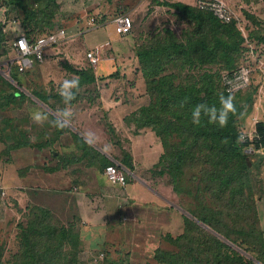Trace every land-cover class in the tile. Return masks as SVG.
Here are the masks:
<instances>
[{
	"label": "trees",
	"instance_id": "16d2710c",
	"mask_svg": "<svg viewBox=\"0 0 264 264\" xmlns=\"http://www.w3.org/2000/svg\"><path fill=\"white\" fill-rule=\"evenodd\" d=\"M5 2L22 9L23 22L30 19H36L35 23L41 19L46 21L57 9L56 0H36L39 5L34 10L28 9L24 0ZM156 2L174 8L177 18L185 20L188 27L180 36L169 28H162L134 46L150 99L126 116L125 121L134 124V131L150 127L159 137L162 154L158 164H165L173 182L177 180L176 191L182 190L178 185L185 176V167L196 168L192 178L198 182L195 187L187 188V193L197 201L196 206L193 209L180 206L185 211L183 230L176 236H164L174 249L156 248L153 259L166 264H260L264 261V233L250 176L251 164L246 158V152L255 153L256 149H252L251 142L240 141L236 117L242 107L237 95L231 96L225 86L218 83V70L238 68L250 42H264V32L257 28L262 27L263 22L244 11L250 22L244 35L236 19L222 22L210 11L182 2ZM3 42L0 31V48ZM176 64L179 65L176 71L167 69ZM214 66L215 73H212ZM190 67L199 70L189 74ZM183 70L184 76L179 78ZM18 72L12 69L10 76L16 80ZM77 73L78 86L91 84L94 80L91 70ZM34 95L46 100V95L40 91L34 90ZM225 101H230L231 107ZM198 105L203 107L194 123L193 113ZM224 112L227 122L221 124ZM52 119L53 130L47 132L49 136H43L44 140L32 142L24 130L6 133L13 139L4 151L32 143L49 147L51 144L48 143L54 142V138L62 133L61 129L67 130L65 124L53 116ZM255 128L260 135L256 147L264 148V127L256 122ZM167 156L174 164L166 165ZM102 161L112 163L105 158ZM187 161L188 166L185 165ZM25 209L26 221L18 222V228L23 232L22 236L17 235L19 246L11 264H77V251L83 245L78 228L71 222L65 224L56 220L51 211L42 206L31 204ZM30 238L39 240L33 242ZM66 246L69 249L64 251L68 257L62 253ZM104 250L102 264H120L117 258L109 260L116 254L129 256L121 249Z\"/></svg>",
	"mask_w": 264,
	"mask_h": 264
},
{
	"label": "crops",
	"instance_id": "0c3cea01",
	"mask_svg": "<svg viewBox=\"0 0 264 264\" xmlns=\"http://www.w3.org/2000/svg\"><path fill=\"white\" fill-rule=\"evenodd\" d=\"M185 1L177 0L183 3ZM221 1L232 13V19L237 20L238 27L245 35V25H250V22L244 11L253 14L248 8L254 5L253 2L247 4L246 2L250 0H245L246 2L242 0L244 3L231 5L230 0ZM196 3L197 0L187 2L188 5L198 8ZM94 19L91 17L88 23L93 22ZM15 21L16 19L9 18L10 24ZM112 27L111 36L97 42L85 38V34L81 31L80 46L74 45L77 38L66 34V40L59 48H48L45 58L32 64L26 71L18 72L16 80L10 74L9 78L8 75L0 73V112L9 109L14 112V116L12 114L11 117L18 120L19 111L26 110L34 116L42 117L41 110L48 117V121L52 122L53 116L67 128V130L61 129L62 133L54 138V142L51 140L48 143L51 144L49 147L34 143L11 147L8 151H4V147L0 151V156H5L4 159L10 162L14 169V185H11V191L15 193L18 201L23 198L21 199L23 202L27 200L30 204L49 209L61 222L73 223L78 228L85 247L95 245L97 249L109 251L121 249L128 252L130 257V247L134 246L132 241L136 238L135 247L147 246L149 234L145 232L157 234L160 240H164L166 234L178 235L183 230V212L180 207L167 203L166 197L158 192L157 188L148 184L151 175L149 170L156 167L162 154L159 137L150 127L130 132L132 128L125 121L126 116L147 102L132 109L130 101L125 100L122 103L119 99L110 100L107 97L112 83L110 77L113 78L115 75L110 74L109 71L116 57L102 53L101 48L110 43V38L115 39L122 35L115 32L114 25ZM92 29L96 28L92 27ZM13 35V31H8L5 37L11 40ZM20 36L33 37L25 34H18L16 37ZM96 49H99L101 58L97 64L91 65L85 54L88 50ZM10 50L8 47L6 57L11 54ZM36 67H41L40 73L42 71L48 79L45 80L47 84L37 81L39 74L35 75ZM83 70H91L93 82L71 89L72 97L70 100L66 99L61 95L65 82L77 79V72ZM113 70L117 72L115 68ZM137 72L141 74L139 69ZM56 77L59 83L56 82ZM93 87L99 91L97 100L105 113L104 116L102 115L103 121L89 111H83L87 114L80 115V109L76 106L77 102L85 100L84 98L88 101H85L87 108L93 106L92 97L78 94H83V91L89 92ZM34 90L46 95V100L43 101L34 95ZM117 102L121 105H117ZM126 105L128 106L124 110L123 106ZM83 117L85 120L82 119ZM258 119L256 122H260L264 127V120ZM52 125L53 123L50 124V130H53ZM14 126L19 127V125ZM2 129L1 122L0 132L3 134L5 131ZM108 135H122V141L120 140L122 143L118 138L115 141L108 139ZM103 158L111 160L112 163L109 164L118 166L124 172L126 176L124 187L108 180L105 168L109 164L103 163ZM256 205L264 229V207L261 208L258 201ZM178 217L181 218V223L177 233H172L170 230L162 232L164 227ZM103 254V252L99 253L100 257Z\"/></svg>",
	"mask_w": 264,
	"mask_h": 264
},
{
	"label": "rangeland",
	"instance_id": "374dc122",
	"mask_svg": "<svg viewBox=\"0 0 264 264\" xmlns=\"http://www.w3.org/2000/svg\"><path fill=\"white\" fill-rule=\"evenodd\" d=\"M24 1L28 9L34 10L38 7V2H36V0ZM159 1L177 2V0ZM188 1L190 0H186L185 4H187ZM243 1L246 2L245 0ZM243 1L230 0V3L231 5H237L240 2L244 3ZM251 2H253L254 5L249 6L248 8L251 10L254 16H256L263 22L264 0H250L246 3L250 4ZM5 3V0H0V31L3 34L4 38V42L2 43L3 47L0 48V59L6 57L8 47L10 49V42L18 34L26 35L29 32L33 36L46 34L58 28H63L66 30V34H70L77 38L74 45L80 46L79 42L81 43L82 37L79 33L81 31L85 34V38H90V41H100L102 39H105L107 36H111L110 28H113V23L111 22L114 16L119 13L129 14L132 18V27L130 31L126 34L115 37V39L110 38V43L108 45H104V47L101 48V51L102 53H105L107 55H114V57H116V59L114 60L115 63L111 65L112 68L109 71L111 72L110 74L115 75L113 76V78L110 77L112 83L109 91L107 92V97L110 100L119 99L122 103H124L123 101L125 100H127V102L130 101L132 102V104L130 105L132 109L139 104L148 102V99H150L145 90L144 80L141 74L137 72L139 68L136 67L138 66V63L134 55V46L139 44L142 38H145L147 35L154 34L159 30L161 31L162 28H169L172 30V32L180 36L182 31H184V29L188 27L185 20L177 18L174 8L163 5V3H157L156 0H56L57 9L53 13V16L46 19V21L41 19V21H39L38 23H35L36 19H30L26 22H23L24 14L22 9ZM91 17H94L95 19L93 22L88 23ZM9 18L14 20L16 19V21L10 24ZM92 27H95L96 29H92ZM257 28L258 30L260 29L261 32H264V22L262 27ZM8 31H13L14 35L11 40L10 38L5 37ZM244 33L247 34L246 30ZM250 44V47L247 46L248 51H246L239 62L240 65L244 64L251 69L249 84L242 90L230 93L231 96L237 95V98L240 101V105L242 107L240 114L236 117V123L239 132L243 130L250 132L253 127H255V123L258 118H262L261 120H264V44L255 42H250ZM251 49L252 51L250 52ZM83 62L85 61L83 60ZM178 66L179 65L176 64L175 66H173L175 68L167 67V69H169V71H176L178 69ZM36 68L37 72H35V75L38 76L39 74V77H37V81H39V83L44 82V84H47L45 80L48 79L43 75L42 71L40 73L41 67ZM114 68L115 70H117V72L113 70ZM167 69L165 71H167ZM214 69H216V66L212 67V73H215ZM198 70V67H194V69L191 68L189 74H195ZM184 72L185 71L183 70L180 73L181 75L179 78H183ZM218 72L220 74V80L218 78V83L222 84L221 76L224 72L228 71L224 69L218 70ZM194 78H197V76L193 77V79ZM55 79L56 82L59 81L58 77H56ZM94 89L98 91V89L93 87V89L89 90V92L83 91V94L78 93L84 97H92L91 99H93V106L87 108L88 105L86 104L88 101L86 100V98H84L85 100L82 99L77 102L76 106L80 109V115L87 114L84 112L89 111L92 114H96V116H99L103 121V116L105 113L101 107V104L97 100L99 91L97 92ZM247 93L250 96L246 95ZM117 105H121L120 102H117ZM127 106L128 105L123 106L124 110ZM12 114L14 116V112L9 109L0 112V117L2 116L0 123H6L4 126L5 133L2 134V132H0V151L3 150L4 147L6 148L7 144L12 142L13 138L9 139V136L6 135V133L10 134L14 133L15 131L22 132V130H24L29 133L28 135L30 136V139L34 142H36V140L38 141L39 139L44 140L43 136H45L46 134L49 136V133L47 132L50 130V124L52 122L47 120L48 117L45 113H42L41 110L40 114H42V120L40 122H37V120L35 119L37 116H34L26 110L19 111V114L17 116L18 120H16L14 117H11ZM16 115L17 114H15V116ZM82 119L85 120L84 117ZM14 125H19V127ZM130 126L132 128L130 129V132H133L135 130L134 124L131 123ZM40 136L42 137L40 138ZM116 138H118L120 141L122 135H108V139H113V141H115ZM171 150H174V148H171ZM246 154V158L251 164L250 176L255 190L256 202L258 201L261 208H263L264 148L261 150H257L255 153L249 151L246 152ZM4 157L5 156H0V160L1 158H3L0 163V264H11L12 257L18 250V239L20 236H22L23 232L22 230H20V228H18V222L26 221V218H24V214L26 212L24 206L26 205L25 203H27V205L31 204L27 200L26 202H23V200H21L23 198L21 197V199H19L18 201L16 199L15 193L11 191V185H14L15 172L12 165H10V162L4 159ZM169 161L167 156L166 165L172 162ZM150 162L146 163L148 164ZM159 165L160 164H158L157 167L149 170L151 175H148V180L150 179V182H148V184H150L155 189L157 188L156 190L160 192L164 197H166L167 203H170L177 208L183 206L184 208L193 209L196 206L197 201L192 197V195L187 193V188L195 187L196 183L198 182L196 178H192V174L194 172H197L196 168H194L193 170H189V168L185 167V176L183 177V181L179 180L180 182L178 185V187H180L182 190L176 191V185L178 183L177 180L173 182L172 177L169 174L167 166H165V164H161L162 166ZM185 165L188 166L189 161H187ZM159 187H161V189H159ZM181 212H184V210H181ZM54 218L59 221L58 217L54 216ZM180 223L181 218L178 217L177 219L171 221L170 225L164 227V229H162V232L170 230L172 233H177V231H179ZM260 227L262 229L261 222ZM262 231L264 233V229H262ZM145 233L149 234L146 247L143 245L135 247L137 242L136 238L134 241H132L134 246L130 247V257L124 256L123 254L125 253H122L120 255L116 254L117 257L111 256L112 259L109 260L113 261L115 258H117L120 264H128L129 260L130 264H145V262H150L152 264H166L158 263L153 259L155 249H174V247L169 245V243L165 239L160 240L158 235L153 232L148 231ZM134 237H136V235H134ZM37 240L39 239L33 240L32 238H30V241L33 242H36ZM150 243H152L153 245L149 246ZM68 249V246H66L62 251V253L66 255V257L68 256L64 250ZM101 252L105 253V250L97 249V246L95 245L93 247L90 246L89 248L82 245V248L80 247L77 251V264H102L105 254L100 257L99 253ZM260 264H264V261Z\"/></svg>",
	"mask_w": 264,
	"mask_h": 264
},
{
	"label": "built area",
	"instance_id": "2783aa9c",
	"mask_svg": "<svg viewBox=\"0 0 264 264\" xmlns=\"http://www.w3.org/2000/svg\"><path fill=\"white\" fill-rule=\"evenodd\" d=\"M196 5L202 10L210 11L222 22H228L232 19V13L221 0H197ZM112 21L115 32L118 34H125L132 27V18L127 13L117 14ZM65 40L66 31L63 28H58L37 37H16L10 43L11 54L0 59V73L9 75L12 69H17L20 72L27 70L35 62H40L45 58L48 48H59ZM85 55L91 65L97 64L101 58L99 49L88 50ZM250 73L251 69L248 66L240 65L233 71L224 72L221 81L227 92H237L249 84ZM239 138L241 142H251L252 149H256V151L263 149L262 147H256L260 135L255 127L250 132L241 131ZM105 175L113 184H120L123 187L126 184L124 172L114 164L106 166Z\"/></svg>",
	"mask_w": 264,
	"mask_h": 264
},
{
	"label": "clouds",
	"instance_id": "9594fccd",
	"mask_svg": "<svg viewBox=\"0 0 264 264\" xmlns=\"http://www.w3.org/2000/svg\"><path fill=\"white\" fill-rule=\"evenodd\" d=\"M79 85V80L78 79H73L71 81H67L65 82V85H64V88L62 89L61 91V95L64 96L66 99H71L72 97V92H71V89L73 88H76L78 87ZM228 107H231V102L230 101H225L224 102ZM203 106L201 105H198L196 107V109L194 110V113H193V117H194V123L198 121V117L200 115V111H201V108ZM213 112H214V109H213ZM37 120V122H40L42 120V117L41 116H37L35 118ZM227 122V113L224 112L222 115H221V118H220V123L221 124H224Z\"/></svg>",
	"mask_w": 264,
	"mask_h": 264
},
{
	"label": "water",
	"instance_id": "95a60500",
	"mask_svg": "<svg viewBox=\"0 0 264 264\" xmlns=\"http://www.w3.org/2000/svg\"><path fill=\"white\" fill-rule=\"evenodd\" d=\"M8 77L10 78V76L8 75ZM181 210H183L182 208H180ZM185 212V211H184ZM189 215V214H188Z\"/></svg>",
	"mask_w": 264,
	"mask_h": 264
}]
</instances>
